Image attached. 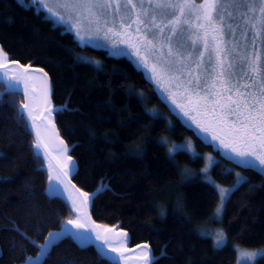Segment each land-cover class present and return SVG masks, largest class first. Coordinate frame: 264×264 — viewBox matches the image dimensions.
I'll return each instance as SVG.
<instances>
[{
    "label": "trees",
    "instance_id": "obj_1",
    "mask_svg": "<svg viewBox=\"0 0 264 264\" xmlns=\"http://www.w3.org/2000/svg\"><path fill=\"white\" fill-rule=\"evenodd\" d=\"M0 46L10 60L48 72L56 127L76 161L70 178L82 191L96 193L89 208L95 221L126 230L131 247L147 243L159 257L155 264H234L235 244L264 246V173L206 143L129 57L81 44L42 10L19 0H0ZM5 88L0 81V152L6 154L0 158V178H5L0 180V264H114L97 255L96 243L80 248L70 235L47 258L27 263L48 234L74 214L67 197L47 191L44 157H35L32 148L36 130L29 133L17 119L23 91ZM153 105L164 115L153 118L146 111ZM163 135L171 141L189 137L198 150L213 152L212 175L222 184H232L235 171L246 175L218 222L227 237L222 247L214 248V238L199 231L213 225L218 192L205 179L183 174L202 167L203 156L177 154L174 165ZM162 252L167 255L161 257ZM255 264H264V256Z\"/></svg>",
    "mask_w": 264,
    "mask_h": 264
},
{
    "label": "snow or ice",
    "instance_id": "obj_2",
    "mask_svg": "<svg viewBox=\"0 0 264 264\" xmlns=\"http://www.w3.org/2000/svg\"><path fill=\"white\" fill-rule=\"evenodd\" d=\"M65 7L76 10L79 14H86V18L90 23H95L98 27L101 21L107 27L108 10L112 9L113 13H119L120 7L127 9L131 6L134 10L137 4L141 7V11L137 13L136 18L132 21L136 25L135 32L137 33V44L144 51L145 56L142 58L144 68H148V60L150 56L155 57V62L151 67V74L147 75V80L151 84L153 81L158 86L157 90L163 89L168 92L172 103L175 105L173 111L179 109L176 113L187 118L186 123L191 127L195 125L196 129L201 133V138L213 148H222L228 152L235 153L236 163L244 165L250 169L264 166V79L258 83L255 80V75L259 74V54L253 48L252 53L247 52V44L244 45V50L236 51L232 59L225 65L224 58L221 53L225 49H221L217 45L212 51L216 53V66L220 68L217 73L212 65V57L209 55L208 68L201 70V65L204 63L205 51H208V35L205 30L203 37L204 51H199L198 57L193 59L194 53L197 50V41L201 39L199 35L193 39L191 35L185 36L184 28H179L181 25V17L187 11L191 14L194 10L197 13L196 19H203L208 26H212L218 19L219 28H213V32L219 30L223 32L224 21L226 16L233 17L232 12H227L228 8L240 13L241 19L253 29L257 19L260 20L262 28H264V0H203V4L197 5L196 0H58ZM31 3H43V0H31ZM147 4L148 8L143 6ZM191 5V7H189ZM51 12V9H48ZM259 12V17L252 16L249 19L250 13ZM179 13V15H177ZM53 15L59 16V13ZM172 18L169 19L168 17ZM143 17V18H142ZM60 19H63L61 16ZM166 21V22H165ZM185 24L190 21L185 20ZM132 24H124L121 18V28H131ZM143 26V31L141 29ZM205 25L198 24L197 28H204ZM228 32L235 34L231 24L227 25ZM113 32L112 28H107L106 35ZM119 35V33H114ZM247 36V33H244ZM151 37V38H149ZM216 37L213 36V40ZM189 41L191 43L189 44ZM126 42V41H122ZM254 39L252 43L254 44ZM133 44L136 48V55H140L141 47ZM238 46V45H237ZM165 49L167 50L165 52ZM124 50L117 49L114 54H121ZM5 55L0 49V70L6 68ZM98 63V62H97ZM245 68L247 70H245ZM249 73L253 75H249ZM7 72L0 71V81L4 80ZM248 78L251 83L242 84L241 80ZM16 80V84H8V88L15 92H19L18 87L19 77H12ZM163 94V93H161ZM141 98H143L142 94ZM180 100L178 103L177 100ZM24 109L28 110V115L31 116V108L28 104H24L22 108L17 109V119L24 123L26 131L30 133L33 124L24 116ZM65 110V109H62ZM51 112L57 111L55 107L49 109ZM152 113L153 118H158L159 114L154 109H146ZM35 120V117H32ZM209 136L211 137L209 139ZM218 142V143H217ZM40 133H36V140L32 145L34 156L41 157L39 149L41 147ZM63 145V142H61ZM162 144H169L170 141L163 140ZM62 151L67 152V145H63ZM169 160L175 165L176 161L173 157L177 154H188L191 159L200 158L192 147L191 143L175 144L171 148L166 149ZM136 155H142L140 150H136ZM227 154V152L225 153ZM0 158H6V154L0 152ZM208 161L205 168L201 170L208 182L219 195V203L213 213L212 220H222V213L225 211L226 203L230 196L237 191L240 186L247 182V178L236 173L235 183L230 188H222L215 183L208 175L211 166L215 163L214 158L210 155L203 157ZM68 162H72V158L67 157ZM258 162V164H257ZM43 164H41V168ZM264 171V167L261 168ZM68 173L65 172L64 175ZM5 178H0L4 180ZM51 179V178H50ZM255 187V185H250ZM104 186L101 185V189ZM49 191H59L58 186L50 184ZM83 201L91 200L96 193H82ZM179 203V202H178ZM163 215V213H161ZM190 219V218H189ZM68 224H74L77 230L85 229L86 224L79 220H69ZM19 232V229L16 228ZM105 232H112L113 229H104ZM201 233H209L208 229H200ZM210 234V233H209ZM22 236L26 234L22 233ZM66 235H70L74 240L79 241V247L85 248L92 241L90 234L84 232L71 233L68 229L62 228L61 231L50 232L45 238V243L38 245L40 252L35 258L41 260L47 258L50 251L55 247ZM118 239L126 243L128 240L127 233H117ZM96 239H100L99 236ZM33 243H35L33 241ZM105 243H108L105 237ZM226 243V237L222 230H217L213 242L214 248L222 247ZM142 248L143 254L139 257L142 264H155L159 259L151 254V249L147 244L138 246ZM97 255L105 260H111L114 264H119V258L111 255L103 245L97 247ZM120 249L113 248L115 253ZM165 252L161 253V257L166 256ZM258 253H243V256L255 259ZM27 261H32V257L26 258ZM74 264V262H73ZM238 264L240 262L238 261ZM246 264V262H245Z\"/></svg>",
    "mask_w": 264,
    "mask_h": 264
},
{
    "label": "rangeland",
    "instance_id": "obj_3",
    "mask_svg": "<svg viewBox=\"0 0 264 264\" xmlns=\"http://www.w3.org/2000/svg\"><path fill=\"white\" fill-rule=\"evenodd\" d=\"M19 1L23 3L25 6H33L36 10H42L46 16H48L54 21V23L62 25L66 30L72 32L73 35L81 44L83 45L87 44L94 47L104 48L108 50V52L112 55L127 56L135 63V65L143 69L146 75L151 74V67L152 64L155 62V57L154 56L149 57L148 68L145 69L141 61L146 53L144 49L137 44V33L135 32L136 25L132 23V21L136 18L137 13L141 11V7L139 6V4H137V7L134 10L131 9V6H128V8L126 9L122 4L119 13H113L112 9H109L107 16V20H108L107 27H105L103 21H101V24L99 25L100 30L98 31L97 30L98 26L94 22L90 23L89 20L86 18V14H79L76 10L65 7L61 2H58V0H43L42 4L31 3V0H19ZM196 4L197 5L203 4V0H196ZM143 7L148 8V5L145 4ZM189 7H191V5H189ZM48 9H51L52 11L49 12ZM226 11L232 12L234 19L232 17L226 16V19L224 21L223 32H220L219 30L213 32L212 30L213 28H217V29L219 28L218 19L214 22L212 26H208L206 21H204L203 19L200 20L196 19V16L197 15L202 16V13H197L195 10L191 14H188L186 11L185 15L181 17V25L178 26V29L184 28L186 37L188 35H191L193 39L196 38V35H199L201 37V39L197 41L196 47L198 51L194 53L193 59H196L198 57L199 51H204V47H203L204 32L205 30L209 32L208 51H205V55L203 58L204 63L201 65V70L209 67L207 62L209 59V55H211L212 57L211 67H214L217 73L220 71V68L216 66V59H217L216 53L212 51L217 45H219L221 49L226 50L225 52L221 53V57L224 58L225 60V65H227V63L232 59V56L236 51L244 50L245 44H247L246 50L249 54H251L253 48H255V51L259 54L260 57L258 62L260 72L259 74L255 75V80L258 83L260 80L264 79V28H262L259 19L254 21L255 28L253 29L241 19L239 12L234 11L231 7L228 8ZM54 13H59V16L53 15ZM177 15H179V13H177ZM259 15L260 14L258 11L256 13H250L249 19H251L252 16L259 17ZM61 16L63 17V19H60ZM121 18H123L124 24H132L131 28L128 29L121 28ZM168 18L171 19L172 17L169 16ZM185 20L190 21V23L185 24L184 23ZM198 24H203L205 25V27L197 28ZM228 24H231L233 29H235L234 35L228 32V28H227ZM107 28H112L113 32L108 33L106 35ZM141 29L143 31V26H141ZM114 33H119V35H116ZM244 33H247V36H245ZM213 36L216 37L215 40H213ZM253 39L255 41L254 44L252 43ZM122 41H126V42H122ZM190 43L191 41H189V44ZM133 44H137L138 47H141V52L139 56L136 55V48L132 47ZM0 49H2L1 46ZM117 49H123L124 51L118 55L114 54L116 53ZM166 51L167 50L165 49V52ZM3 54L6 57L5 59L6 68L0 71L7 72V76L2 81L4 82L5 87H8V84L17 83L16 80L11 79L12 77L20 78L18 87L21 91H25L27 95V99L24 104H28L29 107L31 108V116L29 117L31 119L34 128L36 129V132L40 133V139L42 143L39 152L44 157V165L46 166L48 171L47 191L51 194L64 195L69 199L72 205L73 214H74L73 217L66 220L60 229L55 230L53 232L61 231L62 228L68 229L71 233L77 231H80L82 233L86 232L90 234L92 240H95L97 241L98 244L103 245V247L111 255L117 256L123 262V264H142V261L139 259V257L143 254V250L138 246H143L147 243H141L136 247H131L128 245V240L126 243H123L117 237V233H121V232L127 233L128 235V232L126 230L122 228H118L116 225L113 224L112 225L104 224L92 219L89 216V212H88L87 204L89 203V201L84 202L83 197L81 195L82 193H88V194H92V193L87 191H81L76 186H74L69 180L68 176L71 175L70 173L72 172L73 168L76 166V161L68 153V147H67V152L62 151L63 145H67V144L60 135L56 127L54 112L49 111V109L55 107L51 98V81L49 79V76L43 70L35 67L26 66L27 67L26 69H22L18 65L15 64L11 65L12 61L9 59L8 54L4 50H3ZM81 57L95 62L99 61L98 59L92 58L90 56L81 55ZM245 70L247 69L245 68ZM249 75L251 76L253 74L249 73ZM153 83L155 85L154 81ZM241 83L249 84L251 83V81L248 78H244L241 80ZM155 87L157 90L158 86L155 85ZM157 91L160 97L169 105V108L173 111L175 105L172 103V99L169 93L164 92L163 89H159ZM177 102L179 103L180 100L178 99ZM148 109H154L159 115H164L162 109L156 105L150 107L148 106ZM24 110L28 114V110L27 109ZM178 112H180V110L176 109L175 113ZM178 116L184 121L185 124L188 125V123H190V122L186 123L187 118L183 117L182 113H180V115ZM32 117H35L34 121L32 120ZM191 127L194 128L195 132H197V134L201 137V133L196 129L195 125H192ZM210 138L211 137L209 136V139ZM160 139L162 141L164 139L170 140L169 137H167L166 135L161 136ZM61 142H63V145ZM188 142L191 143L192 147L197 153H199V155H202L203 157L210 155L211 157L214 158L215 162L217 161V157L213 152L210 151L202 152L198 150L195 147L193 140L189 137L183 141L172 140L171 143L166 145L168 148H171L175 144L188 143ZM217 149H219L220 152L228 158L233 159V157H235V153L228 152L227 150H224L222 148H217ZM226 152L227 154H225ZM69 156L72 158L71 163L67 161V157ZM236 159L239 158L237 157ZM236 159L233 160L236 161ZM206 164H208V161L204 159V164L202 167L194 168L195 171L184 169L183 174L184 175L187 174L189 176L194 175L195 177H200L205 179L201 170L205 168ZM214 164L211 166L208 175L220 187L230 188L235 183L236 177L232 184L226 185L218 182V180L215 179L212 175V168ZM262 167L264 166H258L257 168L261 170ZM65 172H67L68 174L64 175ZM262 172L264 173V171ZM235 173H239L241 176L246 177V175L240 171H235ZM50 184L57 185L59 191H54V192L49 191ZM218 203H219V199H218ZM212 217L213 214L211 216V221L213 222V225L211 224V226L203 227L202 229H208L210 234L209 233L206 234L211 235L215 239L216 231L222 230L224 232V230L222 229L221 225L218 223L219 221L212 220ZM69 220H73V221L79 220V222L86 224V228L77 230L74 224L67 223ZM106 228L113 229V231L105 232L104 229ZM97 236H99L100 239L97 240L96 239ZM105 237H107L108 243H105ZM226 241H227V237H226ZM234 247L236 248V252H237V258L234 264H238V261L240 262V264H245V262L246 264H255L258 258L264 256V246L258 248H246L238 244H235ZM113 248L120 249V251L113 253L112 252ZM243 253H258V255L255 257V259H252L250 257L243 256ZM37 256H35L34 258L32 257L33 260ZM29 262L31 261H27V263Z\"/></svg>",
    "mask_w": 264,
    "mask_h": 264
},
{
    "label": "water",
    "instance_id": "obj_4",
    "mask_svg": "<svg viewBox=\"0 0 264 264\" xmlns=\"http://www.w3.org/2000/svg\"><path fill=\"white\" fill-rule=\"evenodd\" d=\"M12 61V63H11V65L12 64H15V65H18L19 67H21L22 69H26L27 67L26 66H30V67H34V66H31V65H23V64H21L20 62H18V61H15V60H11ZM35 68H38V67H35ZM38 69H41V68H38ZM41 70H43V69H41ZM44 71V70H43ZM45 72V71H44ZM46 73V72H45ZM48 75V74H47ZM5 90H10L8 87H6L5 88ZM23 94H24V96H25V102H26V99H27V95H26V93H25V91H23ZM29 116V115H28ZM30 118V117H29ZM31 120V119H30ZM32 123V122H31ZM34 127V126H33ZM36 130V129H35ZM37 133V132H36ZM76 167V166H75ZM75 167L73 168V170H72V172L74 171V169H75ZM71 172V173H72ZM70 173V174H71ZM69 177V180L71 181V178H70V176H68ZM71 183L74 185V186H76L72 181H71ZM78 188V187H77ZM79 189V188H78ZM81 190V189H80ZM82 191V190H81ZM90 201L91 200H89V203L87 204V206H88V212H89V216L92 218V216H91V214H90ZM93 219V218H92ZM91 242H93V243H96L98 246H100V244H98L97 243V241H95V240H92ZM134 247H136V246H134ZM120 260V259H119ZM121 261V260H120ZM121 263L123 264V262L121 261Z\"/></svg>",
    "mask_w": 264,
    "mask_h": 264
},
{
    "label": "bare ground",
    "instance_id": "obj_5",
    "mask_svg": "<svg viewBox=\"0 0 264 264\" xmlns=\"http://www.w3.org/2000/svg\"><path fill=\"white\" fill-rule=\"evenodd\" d=\"M48 73V72H47Z\"/></svg>",
    "mask_w": 264,
    "mask_h": 264
}]
</instances>
